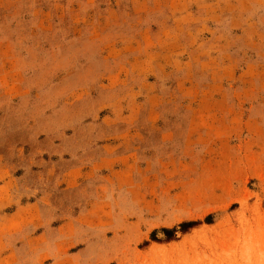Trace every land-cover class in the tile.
<instances>
[{"label": "rangeland", "instance_id": "374dc122", "mask_svg": "<svg viewBox=\"0 0 264 264\" xmlns=\"http://www.w3.org/2000/svg\"><path fill=\"white\" fill-rule=\"evenodd\" d=\"M0 264H264V0H0Z\"/></svg>", "mask_w": 264, "mask_h": 264}, {"label": "trees", "instance_id": "16d2710c", "mask_svg": "<svg viewBox=\"0 0 264 264\" xmlns=\"http://www.w3.org/2000/svg\"><path fill=\"white\" fill-rule=\"evenodd\" d=\"M212 219H213L212 216H208L206 218V223L207 224H212ZM198 225H200L199 222H193V221L184 222V223H181L179 225V231L181 233H187L190 229H193V228H195ZM163 232H164L166 238L170 241V240H172L174 238V236L178 232V230L175 229V228L174 229H163ZM151 238H152L153 241H157L155 232H153Z\"/></svg>", "mask_w": 264, "mask_h": 264}]
</instances>
